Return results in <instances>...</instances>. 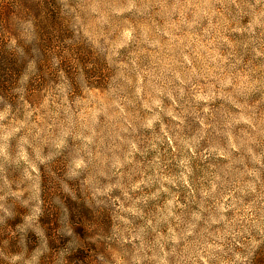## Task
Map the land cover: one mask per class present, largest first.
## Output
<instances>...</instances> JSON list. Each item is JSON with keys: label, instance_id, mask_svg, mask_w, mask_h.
Wrapping results in <instances>:
<instances>
[{"label": "rangeland", "instance_id": "1", "mask_svg": "<svg viewBox=\"0 0 264 264\" xmlns=\"http://www.w3.org/2000/svg\"><path fill=\"white\" fill-rule=\"evenodd\" d=\"M0 264H264V0H0Z\"/></svg>", "mask_w": 264, "mask_h": 264}]
</instances>
